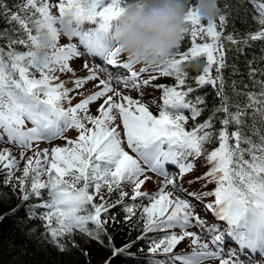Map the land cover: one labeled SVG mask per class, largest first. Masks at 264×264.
I'll list each match as a JSON object with an SVG mask.
<instances>
[{"label":"snow or ice","instance_id":"6c2138e0","mask_svg":"<svg viewBox=\"0 0 264 264\" xmlns=\"http://www.w3.org/2000/svg\"><path fill=\"white\" fill-rule=\"evenodd\" d=\"M129 5L142 7L139 0H60L55 16L45 0L12 6L0 0V20L7 25L0 29V143L22 150L19 159L7 147L0 150V209L12 196L20 200L10 213L0 214V222L23 211L20 231L28 242L83 257L67 264H90L94 246L111 252L103 264L134 260L132 249L141 242L153 257H165L146 264H258L249 253L264 257V55L248 59L245 49L264 41V0H225L223 8L218 5V23L206 27L196 0H190L185 31L163 64L148 68L115 48L105 65L90 68L84 62L79 70L86 75L74 78L77 69L70 62L81 56L71 43L57 46L56 25L70 34L84 21L109 25ZM249 17L255 31L241 33L233 24L225 33L230 19L247 23ZM39 33L51 44L43 62L36 59ZM241 56L247 83L235 63ZM194 65L202 68L193 77L195 88L187 84V69ZM63 74L73 78L61 80ZM161 77L174 84H154ZM89 83L96 90L73 106L72 94L81 95ZM207 86L215 93L211 107L207 93L193 95ZM150 87L162 91L158 115L148 106L155 102L145 94ZM97 102L93 116L90 107ZM205 113L203 122L186 130L189 118L197 121ZM69 130L76 139H67ZM56 139H65L66 146L39 149L41 142ZM21 160L26 161L22 176L14 179ZM197 161L208 171L185 183ZM149 173L163 179L154 193L142 191L152 179ZM209 184L215 188L205 191ZM126 197L131 203H124ZM208 197L214 201L204 203ZM121 213L128 228L142 235L117 246L109 229L121 223ZM201 213L223 223L209 226ZM76 233L86 237L83 245L75 242ZM225 238L237 247L225 249ZM186 240L191 254L176 253Z\"/></svg>","mask_w":264,"mask_h":264},{"label":"trees","instance_id":"16d2710c","mask_svg":"<svg viewBox=\"0 0 264 264\" xmlns=\"http://www.w3.org/2000/svg\"><path fill=\"white\" fill-rule=\"evenodd\" d=\"M6 2L9 4V6H12L16 3L23 2V0H6ZM110 0H105V3H109ZM127 2H134V0H126ZM225 0H218V5L220 8H223ZM229 2H233V0H229ZM216 22L218 23V17L216 18ZM204 26H207V22H203ZM233 24L236 29H238L241 33H246L248 31H255L256 25L253 24L251 17L248 18L247 23H242L240 19L235 20H229L227 28L224 30L225 33L231 32L233 29ZM4 27H7V25L4 23L3 20H0V29H3ZM29 27L32 29V34L35 35V28L31 24ZM23 38H27L26 35L23 36ZM202 42V41H201ZM210 42V41H209ZM2 43V42H0ZM252 47L245 49V55L248 59H251L253 55H255L257 58L261 55H264V52L261 51L262 48H264V41H255L251 42ZM187 45V41L181 42V50H184ZM18 49H23V46H15ZM26 50V49H24ZM231 52H229V56L231 57ZM204 59V58H201ZM229 63H233L232 59H229ZM235 63L239 66L241 73L244 74L243 79L247 83V68L245 66V56H241L239 60H236ZM257 64L259 65V61L257 60ZM34 71V70H33ZM190 76L187 80V84L192 87H196L195 81L193 77L196 75H199L202 73V68L196 67L195 65L192 67H189L187 69ZM231 72V69H227L225 71V77L228 79L229 73ZM213 74L214 70H213ZM235 79H240V77H233ZM169 82L171 85L174 84V79L169 78ZM207 93V100L209 103V107H211L212 103L215 100V93L211 86H207L203 89H199L198 93L203 95ZM186 115H189L186 110ZM208 113H205L201 117L198 118L197 121L189 120L194 127L196 123L203 122V120L206 118ZM201 162V161H198ZM208 171L207 167H203ZM14 179H16L14 177ZM210 190H213L215 187L214 184H209ZM98 202V200H97ZM125 204L131 203L130 200L126 197L124 200ZM20 204V200L16 196H12L11 200L6 203V205L0 209V214H7L10 213L11 210L15 207H17ZM117 209H112L111 211L113 213L118 212ZM139 215V212L137 213ZM123 214L117 216L118 220H121V223L117 224L115 228L109 229L111 234L114 237V242L117 246H120L122 244H125L129 241H135L139 235H142L141 232L137 230H130L128 228V225L122 221ZM25 213L23 211H20L17 213L16 217H10L8 219H5L3 222H0V264H67V261L69 259L76 261L77 259H83V257H77L70 254H63L58 255L54 250L45 251L41 250L37 245L28 242L27 238L22 234L20 231L21 228H24L25 225L23 223H20L21 220L25 219ZM136 217H133V220H135ZM158 235H163L158 234ZM72 239L69 237V242H71ZM85 243V242H84ZM78 244V245H83ZM99 246H94L91 249V262L90 264H103V262L111 255V252L105 249H98ZM143 248V251H140L139 249ZM132 252L135 253V259L134 260H124L121 259L119 264H146L147 261L151 259H165L164 256L159 255L153 257L150 255L147 251L146 245H144L142 242L139 243L136 247L132 249ZM175 252L178 254L186 255V251H184L183 244L181 243L176 249Z\"/></svg>","mask_w":264,"mask_h":264},{"label":"clouds","instance_id":"9594fccd","mask_svg":"<svg viewBox=\"0 0 264 264\" xmlns=\"http://www.w3.org/2000/svg\"><path fill=\"white\" fill-rule=\"evenodd\" d=\"M129 5L115 23L113 42L128 59L154 68L170 58L186 27L190 0H139ZM218 0H196L199 19L211 25L217 18ZM70 35L67 27L62 29ZM36 59L43 62L51 49L48 37L38 34Z\"/></svg>","mask_w":264,"mask_h":264},{"label":"rangeland","instance_id":"374dc122","mask_svg":"<svg viewBox=\"0 0 264 264\" xmlns=\"http://www.w3.org/2000/svg\"><path fill=\"white\" fill-rule=\"evenodd\" d=\"M46 3H48L49 5H51L52 7L50 8V14L55 15V16H59V3L60 0H45ZM115 23L116 21L111 22L109 25H105L103 21H95L93 27L92 25H90L87 22L81 23L76 29L75 31L68 35L65 36L64 32L62 29H60V26L57 24L56 27L59 29L60 34L58 37V41H57V46L58 47H63V46H67L68 44H73L76 48V51L80 54L81 58H74L71 62H70V67L76 68L77 72L75 73V77L74 78H82L86 75L85 71H80V67L81 64L84 62H87L89 64V67H100L102 65H105L107 62V59L109 57V55L111 54V52L116 48L113 42V33L115 31ZM114 25V28H110L111 26ZM80 27H83L82 30H80ZM101 27L105 28V32L104 34H102L99 29ZM99 28V29H97ZM114 30V31H111ZM92 30V31H90ZM70 77L67 74H63L60 76L61 80H69ZM154 84H164V85H170L169 83V78H158ZM67 87L69 89L73 88L74 85L72 83H68ZM96 89L93 88V85L91 83H89L87 85V89L84 90L82 92L81 95H76L75 93H73L72 95L74 96V98L72 99V105L74 106L76 103H79L80 100L83 97H86L91 91H95ZM145 94L146 95H151L152 97H155V102L153 103H149V108L150 111L153 114L158 115V111L160 109V107L162 106V91L161 90H155L154 87H150L145 89ZM131 95L135 98L137 96V93L132 92ZM102 102V101H101ZM100 102H97L93 105H91L90 107V114L95 116L97 115V108ZM65 107H67V103H65L64 105ZM186 115V113H184ZM187 116V115H186ZM189 116V115H188ZM30 126V125H29ZM186 130H191L193 128L191 122L188 120L187 125L185 126ZM122 128V125H121ZM65 136L67 137V139H76L77 137V133L74 130H69L65 133ZM64 147L66 146V140L65 139H56L53 140L51 143L48 142H41L39 144V149H51L53 147ZM7 147L14 156L17 157V159H19L20 154H21V149L14 145V144H3L0 143V150H2L3 148ZM36 147H33L32 151H28L25 153L26 156H32L33 152L36 151ZM26 163V161L21 160L20 161V170L15 172V178L19 179L22 176V169L24 167V164ZM206 172V169L201 167V162H196V171L193 172L192 174L186 176L184 178V182L186 183L188 180L193 179L196 176H201L203 175V173ZM31 175V174H30ZM149 176L152 177V179L147 182L143 187H142V191L145 192H149V193H154L158 190V188L162 185L163 183V179L162 178H158L156 177L154 174L149 173ZM42 180H47V175L45 174L44 176L41 177ZM215 187V185H213ZM196 187H199V185H196ZM192 189H189V191H191ZM205 191H209L210 190V185H208V187L206 189H204ZM98 200V198H97ZM128 200H130L128 198ZM214 201V197H208L207 199H205L204 203H208V202H213ZM201 218L202 219H206L209 222V226L212 225V223H215L217 226H220L223 222L220 221H214L213 217L211 215H204L203 213H201ZM193 232H197L199 233V229L193 228L190 229ZM71 239L73 240V237H71ZM74 239L75 242L77 244H82L86 241V237L84 239H81V236L79 233H76L74 235ZM183 247H184V251H186V255H190L192 252V246H190V241H185L182 243ZM224 247L225 249L228 248H236L237 245L231 241L228 238H225V242H224ZM250 255L253 256V259L258 261V264H264V257H262L259 252L256 253H249ZM212 264H216V262H212Z\"/></svg>","mask_w":264,"mask_h":264}]
</instances>
